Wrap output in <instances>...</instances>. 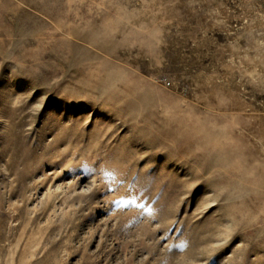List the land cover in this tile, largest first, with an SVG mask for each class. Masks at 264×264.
<instances>
[{"label":"rangeland","instance_id":"rangeland-1","mask_svg":"<svg viewBox=\"0 0 264 264\" xmlns=\"http://www.w3.org/2000/svg\"><path fill=\"white\" fill-rule=\"evenodd\" d=\"M0 264H264V0H0Z\"/></svg>","mask_w":264,"mask_h":264}]
</instances>
